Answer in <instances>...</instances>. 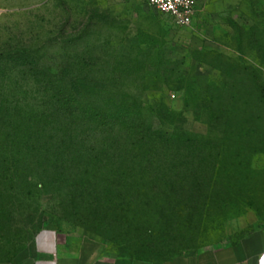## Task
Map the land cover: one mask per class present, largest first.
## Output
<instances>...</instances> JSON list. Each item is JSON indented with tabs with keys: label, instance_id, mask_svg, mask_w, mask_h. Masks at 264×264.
<instances>
[{
	"label": "rangeland",
	"instance_id": "obj_1",
	"mask_svg": "<svg viewBox=\"0 0 264 264\" xmlns=\"http://www.w3.org/2000/svg\"><path fill=\"white\" fill-rule=\"evenodd\" d=\"M76 78L134 127L14 121ZM262 227L264 0H198L186 28L143 0H0V264L63 243L163 261Z\"/></svg>",
	"mask_w": 264,
	"mask_h": 264
},
{
	"label": "crops",
	"instance_id": "obj_2",
	"mask_svg": "<svg viewBox=\"0 0 264 264\" xmlns=\"http://www.w3.org/2000/svg\"><path fill=\"white\" fill-rule=\"evenodd\" d=\"M26 264H264V227L253 231L236 245L217 246L172 259L141 262L115 256H103L87 246L57 245L42 251Z\"/></svg>",
	"mask_w": 264,
	"mask_h": 264
},
{
	"label": "trees",
	"instance_id": "obj_3",
	"mask_svg": "<svg viewBox=\"0 0 264 264\" xmlns=\"http://www.w3.org/2000/svg\"><path fill=\"white\" fill-rule=\"evenodd\" d=\"M60 83V87L62 88L63 86L62 90H56V92L51 90L47 91V93H44L42 97L48 100L44 105H35L34 109L25 108L22 111H19L21 112L20 114L18 113V110L15 109L14 112H17L19 115L14 113L12 116L14 121L17 122L19 120L25 123L27 122L28 124H31V126H36L41 123L49 124V121L51 120V122H61L66 126H72L76 122L104 123V121L115 119L118 121V123L121 122L119 125L125 129H127V127L123 126L122 123L129 124V126L134 127L130 125L136 123V114L133 111L126 109L97 110L95 108H90L83 105L85 99L95 96L91 92V81L87 79L80 80L76 78L69 79L67 81H60ZM130 130L131 131L129 132L132 133V128H130ZM63 134L66 136L69 135L66 133ZM135 134L138 133L135 132ZM146 135H150L149 138L152 139L153 136L158 134L156 132H152L147 133Z\"/></svg>",
	"mask_w": 264,
	"mask_h": 264
},
{
	"label": "built area",
	"instance_id": "obj_4",
	"mask_svg": "<svg viewBox=\"0 0 264 264\" xmlns=\"http://www.w3.org/2000/svg\"><path fill=\"white\" fill-rule=\"evenodd\" d=\"M159 13L169 16L176 26L189 27L196 15L198 0H143Z\"/></svg>",
	"mask_w": 264,
	"mask_h": 264
}]
</instances>
